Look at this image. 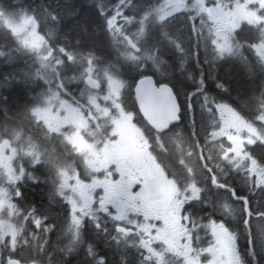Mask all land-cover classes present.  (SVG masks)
I'll list each match as a JSON object with an SVG mask.
<instances>
[{
    "label": "flooded vegetation",
    "instance_id": "1",
    "mask_svg": "<svg viewBox=\"0 0 264 264\" xmlns=\"http://www.w3.org/2000/svg\"><path fill=\"white\" fill-rule=\"evenodd\" d=\"M245 3L188 0L187 20L203 37L194 53L182 43L185 17L160 27L157 39L173 30L181 38L175 57L147 45L148 59L130 61L129 90L113 101L100 97V81L99 90L89 89L87 80L103 73L93 68L88 76L92 60L64 53L32 69L18 66L15 77L0 75V264L9 257L20 264H242L240 244L251 236L231 190L247 196L254 213L264 210V164L252 165L264 161V0L240 8ZM222 30L230 50L219 54ZM233 68L250 83L240 102L228 101L224 86ZM143 78L175 97L155 95L150 102L168 112L154 114L153 123L137 100ZM87 93L99 95L96 106ZM181 106L198 155L166 170L141 126L165 128ZM124 117L125 128H117ZM172 148L175 163L191 140L181 133Z\"/></svg>",
    "mask_w": 264,
    "mask_h": 264
},
{
    "label": "trees",
    "instance_id": "2",
    "mask_svg": "<svg viewBox=\"0 0 264 264\" xmlns=\"http://www.w3.org/2000/svg\"><path fill=\"white\" fill-rule=\"evenodd\" d=\"M165 1L0 0V75L4 77L14 75L15 77L18 73L16 69L19 68L18 66L22 69H32L37 60L45 59L47 52L50 53L49 58L53 57V53L54 55L64 53L62 56L65 58L71 55L73 59L82 58L87 62L92 60L95 69L109 72L118 79L129 82L130 87L129 59L127 64L123 63L130 48L125 36L119 34L114 26L109 24V21L117 18L119 22L117 23L123 26L124 33L140 45L144 42L142 39L147 40L148 38L149 40L150 34H156L153 39L156 46L154 51L155 49H160V52L162 49L166 51L167 47L172 57H175V49L176 46L179 47L181 38L177 40L173 30L171 34L165 32L163 35L162 32L163 37L157 39L159 32L162 31L160 27L165 29L174 27L182 17H185L183 23L188 22V13L192 8L185 7L162 23L158 10ZM28 17L35 20L44 39L40 49L25 46L5 23V19L16 23ZM141 24H144L146 28L144 38L139 31ZM166 38H172V40L168 41ZM18 53L21 55L19 56ZM20 58L23 60L16 66V60ZM228 62L231 61L224 60L221 64ZM8 64L11 66L6 69L7 67L4 66ZM225 77L227 80L224 86L233 94L232 98H227L228 101L240 102V97L244 98L245 92L249 91L250 83L245 80L239 68L225 71ZM191 89L192 84H185L184 90Z\"/></svg>",
    "mask_w": 264,
    "mask_h": 264
},
{
    "label": "clouds",
    "instance_id": "3",
    "mask_svg": "<svg viewBox=\"0 0 264 264\" xmlns=\"http://www.w3.org/2000/svg\"><path fill=\"white\" fill-rule=\"evenodd\" d=\"M180 30L183 45L190 53H194L199 42L203 39L202 35L190 21L182 23ZM141 131L145 139L148 140L149 149L156 156L157 162L166 170L181 167L182 160L191 161L198 155L199 145L195 142V139L191 137V127L188 124L187 109L183 106H181L180 112L178 113V119L172 121L167 127L156 128L149 123L147 126H141ZM181 133L191 140V150L185 153L183 158H177L174 163L173 159L170 158L173 152L172 141ZM259 162L264 164V161ZM14 194L20 198L24 197V192L19 187L15 188ZM240 248L242 264H264V246L261 245L257 238L251 237L249 239L247 235H245L241 241ZM253 252H255V255H253Z\"/></svg>",
    "mask_w": 264,
    "mask_h": 264
},
{
    "label": "rangeland",
    "instance_id": "4",
    "mask_svg": "<svg viewBox=\"0 0 264 264\" xmlns=\"http://www.w3.org/2000/svg\"><path fill=\"white\" fill-rule=\"evenodd\" d=\"M258 1V0H257ZM186 2H188V0H166L165 3L163 4V6H161L158 10L159 12V16L161 17H167V16H171L174 15L178 12L181 11V9L185 8V4ZM245 5H239L240 8H244L246 5H256V0H245ZM135 8V7H134ZM133 8V9H134ZM137 9V8H135ZM212 15L213 12L211 11ZM254 14V13H252ZM118 20L117 18L115 20H113V23L111 25L114 26V29L121 35L123 36H127L126 33H124L123 30V26L118 25ZM5 23L10 27V29L12 30V32L18 36L21 41L23 42V44L25 46H28L30 48H41L43 46V42L44 39L42 37V35L39 32L37 23L35 22V20L31 17L25 18L23 20H21L20 22H16L13 23L11 20L9 19H5ZM140 34L142 35V37H145V32H146V28L144 24H141L140 28H139ZM227 34L224 32V30L219 31L218 37H223L224 41L223 43H221L220 45H218L217 50L219 54H223L226 51L230 50V42L227 40L226 38ZM156 37V34L152 33L150 34V38L148 40L142 39L143 43H141V45L137 42L138 46H140L142 49L146 50L147 49V45L150 46V44L153 43V39ZM222 46H223V50H222ZM141 49V51H142ZM49 52H47L45 59L49 58L50 55ZM48 55V56H47ZM126 59L123 60V63L127 64L128 63V59H129V63L130 61H137V60H142L145 61L148 59V55L147 53L143 54H136L135 52H133L132 50H130V53L128 52L126 54ZM131 56H135L137 57L136 59H131ZM130 65V64H129ZM93 66H89L88 68V76H92L93 73ZM104 73L98 72L97 76L95 78H97L101 84L103 85V88L101 90H103L104 94H100V97L103 98L104 101H113L116 98H118V96H120L121 91L123 90H128L129 88V82H125L122 81L118 78H116L115 75L109 73V72H105ZM135 73V72H134ZM89 90V89H88ZM87 96H91L90 94L87 93ZM99 95L94 94V96H91L89 98V102H91L92 106H96L97 105V97ZM107 97V99H106ZM125 118V117H124ZM127 123V119H122L119 121V124L122 126H117V128L119 129H124L125 125Z\"/></svg>",
    "mask_w": 264,
    "mask_h": 264
},
{
    "label": "water",
    "instance_id": "5",
    "mask_svg": "<svg viewBox=\"0 0 264 264\" xmlns=\"http://www.w3.org/2000/svg\"><path fill=\"white\" fill-rule=\"evenodd\" d=\"M127 41L131 44L132 48L139 52L140 49L136 45V43L131 39L127 38ZM135 45V46H133ZM143 80L144 82L141 84L140 81ZM138 83L136 88V95L137 100L139 104V108L143 115L147 118L148 121L152 122L151 119L153 115H160L161 113H167L168 110L163 106V103H161L158 107L154 104H152L150 101L154 99L156 94H161V92H168L169 96H171L173 102H175V97L172 93V90L169 86L163 85L159 88L155 86V83L152 78H143ZM87 85L89 88L93 90H98L100 87V84L97 80L93 78H89L87 80ZM163 97V96H162ZM165 104V103H164ZM153 120V119H152ZM153 123V122H152Z\"/></svg>",
    "mask_w": 264,
    "mask_h": 264
},
{
    "label": "snow or ice",
    "instance_id": "6",
    "mask_svg": "<svg viewBox=\"0 0 264 264\" xmlns=\"http://www.w3.org/2000/svg\"><path fill=\"white\" fill-rule=\"evenodd\" d=\"M127 19V18H126ZM163 19V17H161ZM113 23L112 20L109 21V24L111 25ZM135 46V45H133ZM223 50V46H222ZM262 57H264V52L261 53ZM131 59H136L137 57L131 56ZM144 81L141 80L140 83L142 84ZM139 87V86H137ZM107 99V97H106ZM177 117L173 116V119H176ZM134 119V115H133ZM261 120H264V116L260 117ZM220 133H213V135H219ZM264 135V133H262ZM259 161H257L255 158L252 159V165H253V170L256 169ZM261 172L264 173V166L261 167ZM261 186H264V179L260 180L258 182ZM234 197L238 199L241 202L242 208H241V215L243 217L242 223H244L246 227V232L249 236L259 238V241L262 246H264V210L258 209L255 213L253 212L250 202L248 200L247 196H237L236 195V190L232 189L231 190ZM35 223L37 225L41 224L40 220H36ZM223 227V225H221ZM235 239V237H233ZM8 264H20L18 260H15L11 257L8 259Z\"/></svg>",
    "mask_w": 264,
    "mask_h": 264
}]
</instances>
